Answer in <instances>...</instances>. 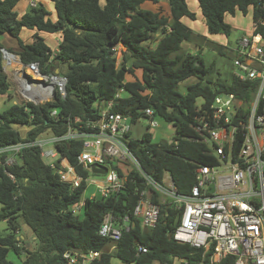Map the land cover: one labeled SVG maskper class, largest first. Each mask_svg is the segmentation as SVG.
Listing matches in <instances>:
<instances>
[{
  "label": "trees",
  "instance_id": "16d2710c",
  "mask_svg": "<svg viewBox=\"0 0 264 264\" xmlns=\"http://www.w3.org/2000/svg\"><path fill=\"white\" fill-rule=\"evenodd\" d=\"M20 1L0 0V34L9 35L18 45L17 51L6 50L23 64L38 62L43 73L65 65L66 71L60 73L67 78L66 94L64 98L56 95L44 104L25 102L1 111L0 148L34 142L47 131L53 136H62L68 130L86 131L85 123L96 120L99 107L114 100L117 89L123 88L125 93L114 100L113 112L130 114L136 123L142 118V110L150 108L155 118L171 124L175 131L174 137L163 143H153L150 133L129 140L128 146L143 172L159 184L169 174L177 193L188 195L195 183V165L215 164L208 148L193 140L191 124L198 113L197 100H202L200 107L205 110L217 95L232 93L248 106L254 98L255 83L239 82L234 74L226 82L208 80L213 65L207 66L200 53L183 49L185 42L201 40L181 21L197 19L187 0H167L169 15L146 7L148 3L160 4L159 0H103V4L101 0H49L54 19L41 3L19 16L15 8ZM198 7L207 33L226 38L233 28L225 16L234 17L236 12L245 16L251 8L252 23L264 18V0H198ZM23 30H34L31 42L23 41ZM40 33H60L54 57L51 58L53 48L48 39ZM255 33L264 39V26ZM156 35L160 38L152 47ZM210 45L222 53L221 45ZM119 46L124 49L120 67L113 50ZM128 62L130 66L125 68ZM135 70L141 71L140 80L125 81L126 74H134ZM190 78L196 82L181 93L179 85ZM9 91L0 51V97ZM53 110L57 111L55 117L51 116ZM15 126L29 127L25 137ZM58 150L79 175L87 176L77 165L80 141L66 142ZM146 189L150 188L145 179L129 171L124 189L105 199H85L76 216L71 209L83 198L84 183L71 189L43 162L38 147L23 149L16 165H0V221H5L9 230L0 235V264H13L7 258L9 252L18 257L25 252L22 264H66L63 254L73 251L100 252V257L90 264H110L113 257L121 264H172L173 259L200 264L199 252L173 239L181 209L170 202L161 204L157 224L151 230L143 229L134 218L139 194ZM153 194L152 201L158 203V195ZM107 214L117 220V225L122 224V218L129 219L130 230L122 232L116 242L98 234ZM21 221L33 233L30 243L17 234ZM138 245L145 246L148 252L137 256ZM230 262L228 259L223 264Z\"/></svg>",
  "mask_w": 264,
  "mask_h": 264
},
{
  "label": "built area",
  "instance_id": "2783aa9c",
  "mask_svg": "<svg viewBox=\"0 0 264 264\" xmlns=\"http://www.w3.org/2000/svg\"><path fill=\"white\" fill-rule=\"evenodd\" d=\"M35 5L30 3V6ZM259 26H264V18L252 23L251 33L238 39L231 49L234 76L239 82L255 83L253 100L247 106L232 93L219 94L207 109L198 108L191 124L195 134L193 140L208 148L215 164L195 165V183L188 195L177 193L169 174H165L159 184L143 172L128 146L134 124L132 116L112 111L114 100L125 93L123 88L117 89L114 100L99 107L96 120L85 123L86 131L68 130L46 141L20 142L0 148V165L14 166L23 149L38 147L41 159H50L45 164L71 189L84 183L83 194L89 186L96 190L97 193L88 194L72 207V214L76 216L81 213L85 199H105L124 189L128 172L134 171L150 188L140 192L133 209V216L143 229L155 228L160 205L170 202L182 210L173 239L199 252L200 264L203 261L223 264L228 259H231L228 264H264V39L255 33ZM120 49L121 46L113 50L122 57ZM0 51L5 65L11 69V80L28 102L44 104L53 101L56 95L65 97V75L54 71L43 73L38 62L23 64L17 55L4 48ZM56 115L57 111L53 110L51 116ZM141 119L148 121L144 133L157 126L150 108L142 110ZM73 140L81 142L76 160L86 177L79 175L59 153L58 146ZM47 143H52L53 149L47 150ZM93 167L104 168L105 173L96 174ZM7 175L14 180L11 174ZM153 192L158 195V203L152 201ZM116 222L111 214L105 215L98 234L112 242L118 241L122 232L130 230V224L128 217L122 218L121 225ZM136 252L137 256L144 255L148 249L138 245ZM100 254L98 251H73L64 253L63 258L66 264H90Z\"/></svg>",
  "mask_w": 264,
  "mask_h": 264
},
{
  "label": "rangeland",
  "instance_id": "374dc122",
  "mask_svg": "<svg viewBox=\"0 0 264 264\" xmlns=\"http://www.w3.org/2000/svg\"><path fill=\"white\" fill-rule=\"evenodd\" d=\"M35 1H38V0H35ZM159 2L160 4L158 5H153V4L148 3L146 4V7L151 8L155 11L157 10L161 11L164 15H169V7H168L166 0H159ZM192 2H193L192 0H189V8L195 13L197 12V14H199V16L202 17L200 10L196 9L197 4L194 5ZM101 4H103V0H101ZM47 7L53 12V6L51 7L50 4H48ZM250 10L251 8H249L248 14L245 16L237 12L234 17H231V16L225 17V20L229 24L233 25L232 27L233 31L230 33V35L226 39L220 36L211 38L213 39L214 42L217 41L220 45H222L223 47V49L221 50L222 53L217 52V50L213 48L212 45H210L211 41L209 42V40H207L205 36H202V34H204L203 28H202L204 26V21L202 18L198 17L196 21H194V23L193 21L187 20V23L189 22V24H185V25L190 27L195 32V35L199 36L201 40H194L193 42H185L183 44V49L192 54L200 53L202 57L204 58L205 64L207 66L213 65L212 67L213 69H211V74L208 77V80L212 82H216V81L226 82L229 80L230 76L234 73L235 68L232 65L233 55H232L231 49L235 47L236 41L240 39V37H242L245 33L250 31V28L252 26V17H251ZM26 32L28 31H25L22 35L24 39L27 38ZM159 38L160 36L158 35L155 36L154 44H151L152 47L156 44ZM47 43L52 46V42H50L49 40L47 41ZM121 58L122 57L119 56V54L116 55V59L118 63V64L116 63V65L119 67L122 61ZM124 65H125L124 66L125 68H128L130 66V63L128 62L127 64H124ZM4 66L6 68V72L10 73L11 69L9 66L5 65V62H4ZM65 71H66V66L62 65V72H65ZM140 78H141V71L135 70L134 74H126L125 81L132 82L137 79L140 80ZM195 82H196V79L194 78L188 79L187 81L179 85V91L184 94L186 91L185 90L186 87ZM9 83H10V91L8 95L4 97H0V111H3L4 109L14 104H21V103L28 102L26 99H24L23 95L19 91L18 85L15 82H13L10 78H9ZM201 104H202V100H197L196 105L198 108L200 107ZM155 121L157 123V126L149 130V133L152 136V142L153 143H163V142L171 140L175 135V131L172 125L164 122L160 118H155ZM147 127H148V121L146 119L138 120L136 123L133 124L131 128V137L135 139L141 138L143 133L146 132ZM15 129H17L20 132L22 137H25L26 133L29 130V127L15 126ZM50 137H52V134L49 131H47L44 134H42L40 138H38L37 140L46 141ZM45 148L47 150L53 149V144L47 143ZM49 160L50 159H44L43 162L47 163L49 162ZM93 193H97V192L94 189V187L89 186L87 191L83 194V198H85L86 195L93 194ZM20 226L21 227L17 233L18 236L23 237L24 242L30 243L31 239L33 238V233L22 221L20 222ZM8 233H9V230L7 228V223L5 221H0V235H6ZM20 246H22V244H20ZM25 256H26V253L24 252L23 255L19 257H21L23 261L25 259ZM15 257L16 255L13 252H9L8 258L11 261H14L16 264H19V262L17 261ZM110 264H121V263L120 261H118L116 258L113 257L110 261ZM173 264H181V263H179V261L176 260L173 262Z\"/></svg>",
  "mask_w": 264,
  "mask_h": 264
},
{
  "label": "crops",
  "instance_id": "0c3cea01",
  "mask_svg": "<svg viewBox=\"0 0 264 264\" xmlns=\"http://www.w3.org/2000/svg\"><path fill=\"white\" fill-rule=\"evenodd\" d=\"M193 2V4L195 5V4H197V8L196 9H199V7H198V0H192ZM31 2H33V3H35V4H37V3H41V4H43L44 6H45V8L48 10V11H50L51 12V17L54 19L55 18V15H54V11L52 12L47 6H48V4H50V6L52 7V5H51V2L49 1V0H38V1H35V0H21L19 3H18V5L16 6V8H15V10H16V12L19 14V16H21V15H23L27 10H28V8L30 7V3ZM166 2H167V0H166ZM168 4V3H167ZM187 4H188V7H189V0H187ZM251 11V10H250ZM194 12V11H193ZM237 13V12H236ZM240 13V12H239ZM236 15V14H235ZM196 16H197V18L198 17H200V18H202L201 16H199V14H197V12H196ZM227 16H229V15H227ZM226 17V16H225ZM185 21H184V20ZM181 21L184 23V24H189V22L187 23V20H189V19H187V18H183ZM190 21V20H189ZM226 21V20H225ZM186 22V23H185ZM227 22V21H226ZM193 23H194V21H193ZM228 23V22H227ZM231 25V24H230ZM232 27H233V25H231ZM190 28V27H189ZM203 28V32H204V34H202V36H205V38L207 39V40H209V41H211V42H214L213 41V39H211V38H214V37H216V36H220V37H222V38H224V39H226V37L225 36H221V35H209L208 33H207V29H206V26H205V24H204V26L202 27ZM191 29V28H190ZM194 29H195V27H194ZM204 29H205V31H204ZM192 30V29H191ZM25 31H28V32H26L27 33V38L26 39H24L23 37H22V35H23V33L25 32ZM193 31V30H192ZM251 31H252V26H251V28H250V31L249 32H247V33H245L244 35H248V34H250L251 33ZM194 32V31H193ZM34 33V30H23V32L21 33V37H22V39H23V41L24 42H26V43H29V42H31V36H32V34ZM195 33V32H194ZM40 35H42V36H44L45 38H47L50 42H52V56H54L55 54H56V52L58 51V46H59V44H60V40H61V38H60V33H58V34H55V35H50V34H45V33H40ZM243 35V36H244ZM241 38V37H240ZM217 41H215L214 43H216ZM216 44H218V45H220L218 42L216 43ZM0 45L4 48V49H9V50H12V51H17L18 50V45H17V41L15 40V39H13L12 37H10L9 35H7V34H0ZM49 45V44H48ZM222 46V45H221ZM120 51H121V54L124 52V49L122 48V49H120ZM60 72V71H62V66H60V68H58V67H56L55 69H54V72ZM5 73H7V72H5ZM8 74V77L10 78V76H9V73H7ZM11 79V78H10ZM135 139V138H134ZM86 197H87V195H86ZM85 197V198H86ZM8 258V257H7ZM16 259H17V261L19 262V264H22V259H21V257H15ZM8 260H10L9 258H8ZM176 260H178L179 261V263H181V264H183L184 263V261L183 260H179V259H173V262L174 261H176ZM11 261V260H10ZM11 262H13V264H16L14 261H11ZM173 262H172V264H173Z\"/></svg>",
  "mask_w": 264,
  "mask_h": 264
},
{
  "label": "water",
  "instance_id": "95a60500",
  "mask_svg": "<svg viewBox=\"0 0 264 264\" xmlns=\"http://www.w3.org/2000/svg\"><path fill=\"white\" fill-rule=\"evenodd\" d=\"M56 73H58V71H57ZM26 78L29 79V77H28L27 75H26ZM92 171H93L94 173H96V174H104V173H105V169H104V168H102V169H97V168L93 167V168H92ZM211 191H213V190H211Z\"/></svg>",
  "mask_w": 264,
  "mask_h": 264
}]
</instances>
